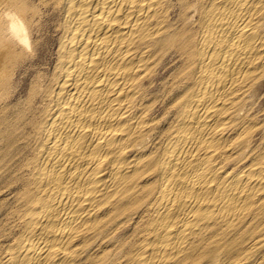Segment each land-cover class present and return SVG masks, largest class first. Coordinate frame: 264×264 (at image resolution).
<instances>
[{
	"label": "bare ground",
	"instance_id": "1",
	"mask_svg": "<svg viewBox=\"0 0 264 264\" xmlns=\"http://www.w3.org/2000/svg\"><path fill=\"white\" fill-rule=\"evenodd\" d=\"M165 4H44L58 15L57 60L30 124L35 147L21 234L0 264H74L107 209L137 191L149 204L151 228L130 263L171 264L187 242L251 207L264 189V161L259 171L223 170L225 152L256 123L242 112L264 84V0L208 1L193 48L188 40L182 45L192 50L175 127L159 152L139 154L153 125L151 109L139 102L169 36ZM41 15L35 0H0V109L17 90L18 68L33 56ZM147 175L149 183H141Z\"/></svg>",
	"mask_w": 264,
	"mask_h": 264
},
{
	"label": "rangeland",
	"instance_id": "2",
	"mask_svg": "<svg viewBox=\"0 0 264 264\" xmlns=\"http://www.w3.org/2000/svg\"><path fill=\"white\" fill-rule=\"evenodd\" d=\"M47 1L35 0V6L39 8L40 15L42 14L35 35V51L18 68L14 85L17 90L0 109V261L21 234L22 220L18 214L23 209V189L29 182V174L33 169L29 163L35 147L34 132L30 124L37 120L45 103L42 99L43 92L50 83L57 60L58 15L52 9L43 8ZM208 1L166 0L169 36L162 42L164 48L157 53L155 59L158 63L153 68L152 78L145 83L146 94L139 102V108L151 109L149 118L153 119V125L137 147L141 155L159 152L165 144L166 135L175 127L177 103L187 87L182 79L185 71L190 68V62H186L185 57L192 50L189 48L184 52L182 45L188 40L186 42L189 44L190 41L193 48L201 12ZM262 85L255 99L248 106H244L242 112L247 116L253 112L249 116L256 123H252V129H247L241 139L233 143L231 152H225L231 154L223 160V170H227L226 172L238 173L246 168H256L259 171L262 166L264 84ZM150 180L147 175L141 178V183L148 184ZM253 197L254 203L251 207L239 209L237 216L231 220L220 221L212 229L204 231L201 237L187 242V247H184L188 250L179 253L171 260V264H264V189L255 192ZM15 204H19L21 209L19 206L15 207ZM150 221L149 204L145 201L144 192L132 193L128 198L109 207L101 222L88 234V240L83 239L80 242V254L74 264H131L137 249L145 245V238L150 236Z\"/></svg>",
	"mask_w": 264,
	"mask_h": 264
}]
</instances>
